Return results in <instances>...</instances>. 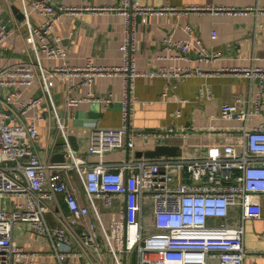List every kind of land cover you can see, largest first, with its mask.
<instances>
[{"label":"built area","instance_id":"obj_1","mask_svg":"<svg viewBox=\"0 0 264 264\" xmlns=\"http://www.w3.org/2000/svg\"><path fill=\"white\" fill-rule=\"evenodd\" d=\"M23 21L27 26V45L35 60L14 66H0V87L18 88L0 98V264H35L42 256L20 246L13 238L18 224H28L37 237L46 238L57 264H245L244 222L259 213L256 198L264 194V126L180 128L152 131L132 124L133 108L138 101L135 84L139 78L181 80L196 77L235 75L264 80V68H230L206 72L199 67L162 66L154 71H139L135 65L136 30L139 19L147 22L154 14L241 13L235 9L191 6L185 10L173 7L155 9L141 0H122L115 8H81L56 6L49 0H20ZM43 21L33 26L31 14ZM116 12L123 17L124 40L121 45L124 63L121 66H96L91 61L81 67L57 66L47 69L42 57L63 58L66 51L50 43V34L62 16L86 13ZM186 40L172 35L162 40V52H174L170 59L213 63L218 55L206 54L202 41L193 28ZM7 24L0 23V44L11 36ZM212 38L216 33L212 32ZM167 59L161 55L158 60ZM122 78L120 129H93L87 154H77L68 141L65 124L58 113L52 89L60 79H79V87H92L97 78ZM40 81L41 96L19 100L21 89ZM264 85L261 84L260 93ZM71 91V88H69ZM67 98L68 105L84 101L102 102L112 107L108 97L96 100ZM166 96V94H163ZM199 99H209L201 88ZM48 101L56 118L59 133L65 142L63 162L43 161L37 140L39 122L46 110L31 123L20 117ZM17 104L16 108L11 105ZM254 110L237 104H224L216 119L246 124ZM180 114L178 113L177 116ZM174 137L183 140L198 138L205 149L214 153L218 140L224 141L222 156L200 158L198 153L161 156L159 160L137 158L135 141L157 140L159 146L170 145ZM187 150V149H186ZM126 151L121 162L105 157ZM197 152V151H196ZM91 157H97L92 162ZM176 173L177 179L173 176ZM177 181V182H176ZM176 182V184H175ZM241 212L242 225L228 223L230 208ZM149 220V221H147ZM151 221V223H150ZM152 232L146 235L145 232Z\"/></svg>","mask_w":264,"mask_h":264},{"label":"crops","instance_id":"obj_2","mask_svg":"<svg viewBox=\"0 0 264 264\" xmlns=\"http://www.w3.org/2000/svg\"><path fill=\"white\" fill-rule=\"evenodd\" d=\"M49 1L56 6L81 8H115L122 2V0ZM141 3L155 9L173 7L185 10L191 6H199L235 9L241 13L154 14L148 16L146 23H142L139 19L134 53L135 65L139 71H154L162 66L199 67L211 73L230 68H264V0H141ZM16 10L19 12L22 10L20 0H0V23L7 24L12 32L8 40L0 44V66H14L35 60L32 54H27L29 51L27 26ZM30 20L33 26H38L43 18L33 12ZM123 22V17L116 12L97 14L89 12L80 16H62L50 34L49 40L51 44L64 49L66 55L57 59H48L43 56L44 67L47 69L57 66L81 67L89 61L96 66L123 65V53L120 49L124 40ZM189 27L194 29L202 41L206 54L218 55L215 62L198 63L195 60L196 53L193 51L189 54L190 61L173 60L170 58L175 55L174 52H162L161 44L165 37L172 35L174 39L186 40L190 38ZM212 32L216 33L215 39L212 38ZM161 55L167 59L158 60ZM261 84L264 85V80L261 78L235 75L184 80L139 78L135 84L138 101L134 104L132 124L148 131L173 126L238 128L244 125L247 129L264 126V87L259 94ZM78 85L79 79H60L52 89V96L65 124L69 144L77 154H87L90 133L93 129H120L122 126L123 80L122 78H97L92 87ZM201 88L207 89L210 93L209 99L198 98ZM15 89L20 90L0 87V98L5 99L6 95ZM21 91L20 101L43 94L39 80ZM67 94L76 98H87L92 94L96 100L100 101L110 97L114 104L107 108L102 102L90 100L77 105H68ZM259 96V110L250 122L243 124L238 121L216 119L224 104L239 103L240 107L254 110ZM11 106L16 108L17 104ZM41 108L46 110V115L45 119L38 123L40 129L37 146L40 157L43 161L50 162L53 161L54 156L62 160L66 146L47 100L40 107L22 115L20 119L26 123L36 121ZM178 113L179 116H177ZM206 143L194 137L189 140L174 137L169 141L171 146L180 148H178L177 156L184 151L187 153L188 149L190 152L198 153L200 158L222 156L224 141H217L214 153L205 149ZM158 146L157 140L138 138L135 141V156L159 160L160 157L145 156ZM125 155L126 151H117L108 154L105 160L121 162ZM90 159L92 162L98 161L97 157ZM173 176L176 180L178 175L173 173ZM256 204L259 206L258 215L244 222V245L247 250L245 264H264V194L256 198ZM229 214V224L242 225L239 208H230ZM28 226V224H18V238L15 237L13 229V238L16 243L42 254L35 264H57L55 256L50 253L49 241L44 237L35 236ZM71 263L81 264L78 260Z\"/></svg>","mask_w":264,"mask_h":264},{"label":"water","instance_id":"obj_3","mask_svg":"<svg viewBox=\"0 0 264 264\" xmlns=\"http://www.w3.org/2000/svg\"><path fill=\"white\" fill-rule=\"evenodd\" d=\"M16 11L19 13L20 18L22 19L23 14L19 12L18 10ZM178 148L173 147L171 145L158 146L154 151L149 152L145 156L148 158L161 157V156H176L178 154ZM63 159H64V156H62V160H59L58 156H54L52 162L54 163L63 162L64 161Z\"/></svg>","mask_w":264,"mask_h":264},{"label":"rangeland","instance_id":"obj_4","mask_svg":"<svg viewBox=\"0 0 264 264\" xmlns=\"http://www.w3.org/2000/svg\"><path fill=\"white\" fill-rule=\"evenodd\" d=\"M20 227H21V225H20ZM28 227H29V226H28ZM151 233H152V232H150V231H146V232H145L146 235H149V234H151ZM14 234H15V237H16V238L19 237L18 225H16L15 228H14ZM107 264H114L111 258H107ZM132 264H136L135 261H133Z\"/></svg>","mask_w":264,"mask_h":264}]
</instances>
